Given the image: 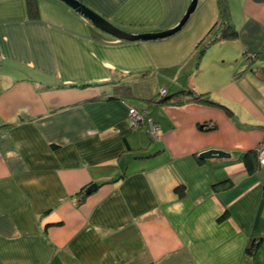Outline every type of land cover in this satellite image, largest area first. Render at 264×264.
Here are the masks:
<instances>
[{
    "label": "crops",
    "instance_id": "1",
    "mask_svg": "<svg viewBox=\"0 0 264 264\" xmlns=\"http://www.w3.org/2000/svg\"><path fill=\"white\" fill-rule=\"evenodd\" d=\"M34 1L36 18L0 0V264H264V0H225L237 36L199 63L218 0L148 42ZM80 1L131 34L174 28L192 2ZM185 89L214 105L160 102Z\"/></svg>",
    "mask_w": 264,
    "mask_h": 264
},
{
    "label": "water",
    "instance_id": "2",
    "mask_svg": "<svg viewBox=\"0 0 264 264\" xmlns=\"http://www.w3.org/2000/svg\"><path fill=\"white\" fill-rule=\"evenodd\" d=\"M63 2L65 5H67L69 8H71L76 13L80 14L82 17L87 19L89 22H91L96 28L99 30L119 39L122 41L127 42H148V41H159L168 39L170 37H173L174 35L178 34L189 22L192 15L196 12L199 4V0H192L187 12L185 13L182 20L179 22L177 26L174 28L159 32V33H144V34H131L127 33L116 26H114L112 23H110L108 20H106L103 16L97 14L95 11L87 7L85 4H83L80 0H59ZM228 154L222 151L217 150H210L208 152H205L200 155L201 159H211V158H223L226 157ZM98 189L97 184H92L89 186L85 192V195H91Z\"/></svg>",
    "mask_w": 264,
    "mask_h": 264
},
{
    "label": "trees",
    "instance_id": "3",
    "mask_svg": "<svg viewBox=\"0 0 264 264\" xmlns=\"http://www.w3.org/2000/svg\"><path fill=\"white\" fill-rule=\"evenodd\" d=\"M260 1V0H255ZM219 6H220V20L219 22L214 26L213 30L209 34L208 38L201 42L198 46V53H197V60L198 63L200 62L205 50L214 42L216 41H223V40H230L235 39L237 36V32L232 25L231 18H230V12H229V6L225 0H218ZM37 3L34 0H29L28 2V12L30 18H36L38 16V9H37ZM183 95L184 97H189L191 101L194 102H201L205 104H211L214 105V103L207 99V95L199 94L191 89H185L178 94L172 96H167V90L166 94L162 96L161 103H168L175 99L176 97H180ZM83 194V192H82Z\"/></svg>",
    "mask_w": 264,
    "mask_h": 264
},
{
    "label": "built area",
    "instance_id": "4",
    "mask_svg": "<svg viewBox=\"0 0 264 264\" xmlns=\"http://www.w3.org/2000/svg\"><path fill=\"white\" fill-rule=\"evenodd\" d=\"M166 94V90H163L161 92V95L164 96ZM129 119L131 126L133 128H140L141 125L148 124L149 126V134L153 140H159L158 132L160 130V127L152 120L148 119L146 120L145 112H140L136 108H130L129 110ZM257 153L259 157V161L262 166H264V145H260L257 148Z\"/></svg>",
    "mask_w": 264,
    "mask_h": 264
}]
</instances>
